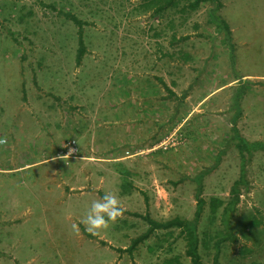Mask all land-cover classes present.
Listing matches in <instances>:
<instances>
[{
  "label": "rangeland",
  "instance_id": "1",
  "mask_svg": "<svg viewBox=\"0 0 264 264\" xmlns=\"http://www.w3.org/2000/svg\"><path fill=\"white\" fill-rule=\"evenodd\" d=\"M189 1L161 14L149 0H0V264H191L177 227L130 252L148 227L141 217L123 212L96 238L80 221L106 192L158 220L193 218L197 180L211 166L198 226L204 264H215L218 240L221 264H264V150L245 152L247 182L223 212L241 174L237 94L239 133L264 140V0H220L230 34L214 20L216 3ZM67 13L84 21L80 65ZM104 121L121 133L158 127L162 139L133 165L100 161L110 151L90 147ZM72 139L77 150L63 156ZM120 140L112 154L135 147ZM212 199L222 201L216 211Z\"/></svg>",
  "mask_w": 264,
  "mask_h": 264
},
{
  "label": "trees",
  "instance_id": "2",
  "mask_svg": "<svg viewBox=\"0 0 264 264\" xmlns=\"http://www.w3.org/2000/svg\"><path fill=\"white\" fill-rule=\"evenodd\" d=\"M149 1L157 3L156 5L157 13H161V14H165L170 9L176 8L180 5V0H149ZM206 1H212L216 3V6L212 9L213 10L212 15L214 17V20L217 22V24L220 27L224 28L227 31V33L230 34L231 29L228 23L222 18L220 14H218L219 8L222 7V2L220 0H192L188 2V5L191 8H197L202 2H206ZM183 7H186V5H184ZM67 15L70 18H72V20L79 26V29H78L79 46H78V50L76 54V62L78 65H80L87 51V47L84 41V31H83L84 21L79 19L74 14L67 13ZM187 37L188 36H186L185 38ZM163 83L166 86V89L169 91V95L171 97L173 96L175 97L176 94L171 89H169L167 83H165L164 81ZM186 96H187V93L185 92L182 95V98H185ZM241 96L242 94H239V95L237 94L235 98L236 99L235 105L237 107V112L235 113L233 117L234 124L232 126V130L234 132L233 138L234 140H237L236 144L242 155L241 174H240V177L237 180H235L232 186V189H231L232 197L230 198V200L227 202L226 206L224 207L223 212L227 215L229 214V212L235 210L237 204L240 201V195H241L240 186L241 184L243 183L245 184L247 182L246 180L247 173H246V166H245L246 158L244 156L245 152H248L251 154L253 151H256V150H264V140L250 141L239 133V130L236 126V121L241 111V108H240ZM220 159H221V153L218 154L216 163H219ZM213 168H214L213 166L208 167L206 171L202 172L199 175V179L197 180L198 182L197 189H196L197 205H196V210H195V214L193 218H183L181 216H174L170 219L158 220V219H155L150 214L149 211L145 213H141L138 211H130V210L123 209V212L129 213L137 217H141L148 223L147 229L143 233L139 234L138 236L132 239V242L128 248V251L132 252L133 250H135L141 243L147 240L158 229L167 230V229H172V228L177 227L180 229L181 234H183L186 240V247H187L186 253L191 259V264H204L202 256L199 251L200 240H199V235H198V226H199V222L201 220V216H202L204 205H205V199L202 197V192H203L202 178L204 174H206V172H210ZM143 194L145 197L146 205H149L148 196L144 192ZM221 203L222 201H220L219 199H212V206L214 207L213 209L216 211L217 206ZM86 234L87 236L96 238L94 235L90 234L89 232H86ZM100 243L103 245L107 244V242L104 240H100ZM220 244H221V240H218L215 244L216 245V252L214 256L215 264H221L219 261ZM118 250L121 251V249H118Z\"/></svg>",
  "mask_w": 264,
  "mask_h": 264
},
{
  "label": "crops",
  "instance_id": "3",
  "mask_svg": "<svg viewBox=\"0 0 264 264\" xmlns=\"http://www.w3.org/2000/svg\"><path fill=\"white\" fill-rule=\"evenodd\" d=\"M162 82L164 81L161 79ZM131 118L130 120H132ZM134 121V120H133ZM117 121H114L113 123H116ZM109 121H104V124L106 125V129H102L98 126H96L98 129L94 131V134L92 136L91 141V150H108L111 154H107V156L99 155L97 157L100 161H106L111 160L112 162L126 158H133L129 159L131 164H134V156L137 154H140L142 152H148L150 150H154L155 146L157 145L158 141L162 139L163 131L159 133L158 127H156V131L154 128H151V133H149L146 130V127L141 126L138 131H134L131 129V127L128 128V130L125 131V133H121L117 131L116 129L112 128L111 124H108ZM137 123V122H136ZM138 124V123H137ZM139 125H142V122L139 123ZM163 130V129H162ZM145 131V132H144ZM147 132L150 134V136L147 135ZM124 134V135H123ZM123 135V136H122ZM126 138V142L129 144L135 145V147L125 148L127 149L126 153H119L112 154V150L118 151L119 145H121L122 140L120 138L124 137ZM161 141V140H160ZM93 155H90L89 153H83L79 158L86 159V158H93ZM54 156H52L53 158ZM96 157V156H95ZM163 158H160V161L158 157L156 158V171L158 172L159 167H163ZM160 165V166H159ZM163 170V169H162Z\"/></svg>",
  "mask_w": 264,
  "mask_h": 264
},
{
  "label": "clouds",
  "instance_id": "4",
  "mask_svg": "<svg viewBox=\"0 0 264 264\" xmlns=\"http://www.w3.org/2000/svg\"><path fill=\"white\" fill-rule=\"evenodd\" d=\"M3 140H0V144ZM123 215V208L118 196L115 193L106 192L100 199L91 203L85 217L80 221L84 224L85 230L92 235H98L101 231L109 229ZM73 230L79 235L77 224L72 225Z\"/></svg>",
  "mask_w": 264,
  "mask_h": 264
},
{
  "label": "built area",
  "instance_id": "5",
  "mask_svg": "<svg viewBox=\"0 0 264 264\" xmlns=\"http://www.w3.org/2000/svg\"><path fill=\"white\" fill-rule=\"evenodd\" d=\"M66 150L63 156L74 153L77 150L75 139L69 140L65 146ZM63 152V151H62Z\"/></svg>",
  "mask_w": 264,
  "mask_h": 264
}]
</instances>
